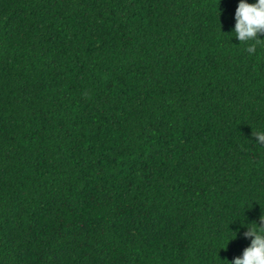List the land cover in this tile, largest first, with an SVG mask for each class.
<instances>
[{"label": "trees", "instance_id": "trees-1", "mask_svg": "<svg viewBox=\"0 0 264 264\" xmlns=\"http://www.w3.org/2000/svg\"><path fill=\"white\" fill-rule=\"evenodd\" d=\"M237 4L0 0V264L241 255L264 215V41L235 38Z\"/></svg>", "mask_w": 264, "mask_h": 264}, {"label": "clouds", "instance_id": "clouds-1", "mask_svg": "<svg viewBox=\"0 0 264 264\" xmlns=\"http://www.w3.org/2000/svg\"><path fill=\"white\" fill-rule=\"evenodd\" d=\"M235 24L233 31L239 42H247L245 51L254 54L257 46L264 39V0H238L234 14ZM256 143L264 144V131L254 134ZM250 227H244V237L250 240L241 255L232 259L230 264H264V215L260 217V223H250ZM236 235V234H235Z\"/></svg>", "mask_w": 264, "mask_h": 264}]
</instances>
